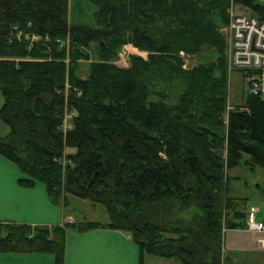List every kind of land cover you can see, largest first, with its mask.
Masks as SVG:
<instances>
[{"label":"trees","instance_id":"obj_1","mask_svg":"<svg viewBox=\"0 0 264 264\" xmlns=\"http://www.w3.org/2000/svg\"><path fill=\"white\" fill-rule=\"evenodd\" d=\"M87 1L97 8L96 27L68 24L69 0H0V120L9 128L0 154L27 176L21 184L43 182L53 202L66 205L64 189L103 206L109 222L0 224V252L51 253L54 264H64L68 230L110 227L129 234L141 258L220 264L223 230L248 229L228 172L264 169V100L248 96L225 122L224 59L183 70L177 54L212 47L222 56L226 44L214 20L227 23L231 2L262 18L264 7L253 0ZM14 28L41 39L29 47ZM67 36L68 64L56 43ZM127 44L149 56H133L120 69L111 60ZM91 45L99 62L83 81L77 62L88 59L81 48ZM65 107L77 114L66 136ZM64 146L76 154L63 170L55 160ZM258 189L264 197V185ZM174 210L184 216L173 219Z\"/></svg>","mask_w":264,"mask_h":264},{"label":"crops","instance_id":"obj_2","mask_svg":"<svg viewBox=\"0 0 264 264\" xmlns=\"http://www.w3.org/2000/svg\"><path fill=\"white\" fill-rule=\"evenodd\" d=\"M3 103L4 99L0 92V109ZM2 131L4 135L0 133L1 138L9 133L8 131L5 134L4 130L1 129ZM230 171L228 172L229 176ZM26 178L27 176L16 163L0 154V224L52 228L55 226L63 227L67 223L78 221L70 215H66L67 203L64 205L63 201V204L53 202L48 188L43 182L35 181L32 186L21 184V179ZM231 191L232 186L230 183V196L242 200L244 205L247 204L246 199L234 197ZM66 199L74 203L77 201V198L71 195L67 196ZM262 199L260 203L262 210L256 205L251 206L250 210L254 208L256 213H263V217L256 221L264 223V197ZM92 209L94 208L92 207ZM102 220H104V223ZM85 221L99 222L106 225L109 218L107 215L103 219H87ZM225 233L224 247L229 256L224 260L225 264H264V232L245 229L228 230ZM0 264H54V257L51 253L0 252ZM64 264L181 263L174 258L149 254H145L141 258L140 249L132 241L129 234L110 227H99L84 232L67 231Z\"/></svg>","mask_w":264,"mask_h":264},{"label":"rangeland","instance_id":"obj_3","mask_svg":"<svg viewBox=\"0 0 264 264\" xmlns=\"http://www.w3.org/2000/svg\"><path fill=\"white\" fill-rule=\"evenodd\" d=\"M254 3L258 6L264 7V0H253ZM243 5L231 2L230 8L227 10L228 15V21L227 23L222 22L220 19L216 18L214 20L219 33L223 36L226 44V48L223 52V55L221 56L219 52L216 50V48L212 47H206L203 48V50L196 54V55H189L185 52H180L177 54L178 58L182 61V69L183 70H191L197 66L201 65H209V64H215L219 63V60L221 58L225 61V70H226V79H227V107L226 111L224 113V120L226 122L228 112L236 107L243 106L246 102V98L248 95L247 90V84L243 80V76L240 72L231 69L229 65V59H230V48H229V33H228V26L227 24L230 21L231 14L235 12V9L239 7H242ZM97 11L96 6L87 1V0H69V6H68V24H84L88 25L90 27H96L95 23V13ZM56 43L60 45V48L62 50H65L67 53L66 57V64L69 63V52H70V39L69 36H67L64 40H57ZM91 47L89 49L81 48L84 53L88 55L87 60H79L77 62L78 65V78L81 80H86L89 76L90 66L92 63L99 62L96 60V50ZM96 48V47H95ZM133 56L140 57L144 60L148 59L149 53L141 51L134 47L131 44L124 45L119 50L116 58L111 60V63L115 66H117L120 69H128L131 66V58ZM68 72V71H67ZM68 75V74H67ZM221 72H216V77H220ZM70 91V83L69 80H66L65 88H64V96L67 97L69 95ZM70 110V111H69ZM75 112L72 108H64V113L62 116V122L60 125V130H62L63 135L66 136L67 132L72 130L74 127V117L77 115L75 112V116H71L69 112ZM71 116V117H70ZM1 129L4 130V133L6 134L9 129L7 126H4L0 122V133L3 134V131L1 132ZM1 135V134H0ZM76 154L75 149L70 148L68 146H64L62 155L58 158H56V162H59L63 168V170L66 168L67 165L73 164V160L71 157H73ZM71 159H69V158ZM233 177L231 179V186H232V194L234 197H240L246 199V205H243L241 203V206L243 205L246 213L248 214L250 212L251 206H258L261 208L260 203L262 202V194L260 193L258 186H262L264 184V169L262 168H256L254 172H251L249 169L244 167L243 165H240L239 167L233 169L230 171V177ZM61 196L62 198L66 195L64 189H61ZM75 197V196H74ZM77 198L76 203L73 201H66V215H70L75 220L78 221H85L87 219L92 220H98L103 219V217H107L106 210L103 206L98 204H93L87 199H81L79 197ZM74 200V199H72ZM59 204H63L62 201ZM75 207V208H74ZM92 207L94 209H92ZM96 210V211H95ZM178 212V211H177ZM174 210L173 213V219H177L178 217L184 216L179 215ZM187 217V215H186ZM263 217V213H255V219L259 221ZM77 221V222H78ZM93 222V221H91ZM104 223V220H102ZM228 231V229L223 230V237H222V245H221V253H220V264H225L224 260L229 258L227 251H225V232ZM229 260V259H228ZM211 263L212 261L209 259L208 261ZM231 262V260H230Z\"/></svg>","mask_w":264,"mask_h":264},{"label":"built area","instance_id":"obj_4","mask_svg":"<svg viewBox=\"0 0 264 264\" xmlns=\"http://www.w3.org/2000/svg\"><path fill=\"white\" fill-rule=\"evenodd\" d=\"M227 26L230 68L242 74L249 96L264 100V18L255 14L251 8L242 6L231 14ZM14 30L17 31L15 38L26 40L29 47H33L41 39L38 35L25 33L17 28ZM69 113L71 116L76 115L73 111ZM255 213L256 210L251 208L247 215L248 228L256 232H264V223L256 221Z\"/></svg>","mask_w":264,"mask_h":264}]
</instances>
